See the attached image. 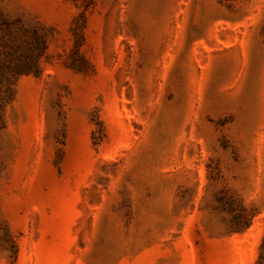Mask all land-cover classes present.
Masks as SVG:
<instances>
[{"label":"rangeland","instance_id":"rangeland-1","mask_svg":"<svg viewBox=\"0 0 264 264\" xmlns=\"http://www.w3.org/2000/svg\"><path fill=\"white\" fill-rule=\"evenodd\" d=\"M0 264H264V0H0Z\"/></svg>","mask_w":264,"mask_h":264}]
</instances>
